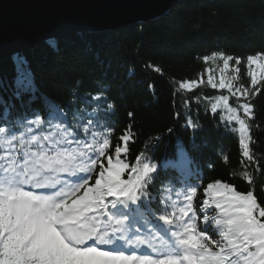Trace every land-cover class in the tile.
Returning a JSON list of instances; mask_svg holds the SVG:
<instances>
[{
  "label": "trees",
  "instance_id": "1",
  "mask_svg": "<svg viewBox=\"0 0 264 264\" xmlns=\"http://www.w3.org/2000/svg\"><path fill=\"white\" fill-rule=\"evenodd\" d=\"M229 56L225 69L221 57ZM260 57L264 0H179L166 15L127 28L68 29L49 44L0 60V136L28 123L38 130L49 115L72 130L87 113L91 119L104 111L113 144L103 165L119 161L120 175L144 173L155 201L162 184L181 173L174 165L190 163L203 180L196 207L208 216L201 223L214 219L220 250L226 242L217 221L224 215L209 207L218 199L210 185L251 193L264 223L258 215L264 208ZM221 79L231 87L221 88Z\"/></svg>",
  "mask_w": 264,
  "mask_h": 264
},
{
  "label": "snow or ice",
  "instance_id": "2",
  "mask_svg": "<svg viewBox=\"0 0 264 264\" xmlns=\"http://www.w3.org/2000/svg\"><path fill=\"white\" fill-rule=\"evenodd\" d=\"M221 58L227 69L231 57ZM259 60H264V57ZM249 63H258V59L250 57ZM253 83H256L255 79ZM219 86L231 87L223 79ZM241 132H244L243 121ZM104 147H107V141ZM244 147V155L247 156V144ZM119 151L117 149V153ZM100 153H103V148ZM119 163L117 161L113 165L109 160L112 167L106 170V174L101 173L95 187H88L87 178L81 176L78 180H83L82 184L64 183L50 194H36L35 191L24 190L25 186L56 189L62 183L60 173L75 175L77 171L91 172V168L76 165L71 153L58 151L51 156L43 152L28 155L12 179L0 181V264H240L241 257L243 264H264V223L255 214L256 202L251 193L242 195L226 185L209 186L218 194L216 207L224 215L223 221L218 220L217 224L223 225L222 235L226 243L220 245L218 252L203 242L206 236L192 234L193 224L184 229L187 238L181 234L176 244L159 250L149 241H139L150 243L152 251H159L164 258L114 255L113 249L100 251L91 246L80 248L93 237L102 245H109L111 241L107 231H98L96 217L89 216V212L106 207L107 196L136 198V186L143 173L136 181L126 184L120 179L123 165L117 167ZM80 188L85 189L82 195H78ZM258 215L264 217V208L259 209ZM165 223L170 222L165 219ZM253 245L255 251H249ZM230 256L237 259L230 260Z\"/></svg>",
  "mask_w": 264,
  "mask_h": 264
},
{
  "label": "water",
  "instance_id": "3",
  "mask_svg": "<svg viewBox=\"0 0 264 264\" xmlns=\"http://www.w3.org/2000/svg\"><path fill=\"white\" fill-rule=\"evenodd\" d=\"M179 0H0V60L70 29L105 32L166 15Z\"/></svg>",
  "mask_w": 264,
  "mask_h": 264
},
{
  "label": "bare ground",
  "instance_id": "4",
  "mask_svg": "<svg viewBox=\"0 0 264 264\" xmlns=\"http://www.w3.org/2000/svg\"><path fill=\"white\" fill-rule=\"evenodd\" d=\"M0 123H1V121H0Z\"/></svg>",
  "mask_w": 264,
  "mask_h": 264
}]
</instances>
